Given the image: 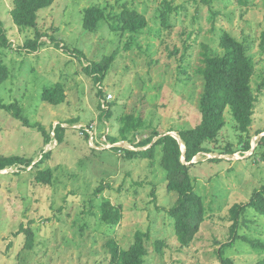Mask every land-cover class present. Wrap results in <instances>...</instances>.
<instances>
[{
    "label": "rangeland",
    "instance_id": "rangeland-1",
    "mask_svg": "<svg viewBox=\"0 0 264 264\" xmlns=\"http://www.w3.org/2000/svg\"><path fill=\"white\" fill-rule=\"evenodd\" d=\"M91 5L102 8L104 18L88 31L83 13ZM166 5L172 9L161 16ZM11 7L12 0H0L9 39V47L0 49V63L9 70L0 102H17L28 125L0 108V156L31 163L0 168V264H114L112 244L127 248L137 231L148 234L144 264L263 260L264 249L242 237L264 244V214L253 208L235 213L264 185V151L257 146L264 135V87L249 132L241 134L226 110L217 142L191 161L205 218L187 246L177 240L165 211L177 195L166 188L160 148L151 158L125 152L149 147L135 145L154 132L179 138L176 130L199 121L197 70L206 47L222 52L224 31L247 45L256 64L251 81L256 90L264 80L259 50L264 0H54L39 11L36 28L23 30L13 23ZM123 9L144 15L146 25L135 33L113 30ZM36 31L41 46L30 52L24 43ZM107 56L112 62L95 83L85 67ZM56 87L62 101H45V89ZM125 114L139 117L142 126L128 140L110 141ZM59 123L64 127L60 141L54 130ZM39 126L50 133L46 144ZM247 140L250 150L243 152ZM40 169H50V183L35 180ZM105 202L118 210L114 225L100 219ZM21 227L33 233L30 249ZM234 231L238 238H232ZM156 240L164 243L161 251Z\"/></svg>",
    "mask_w": 264,
    "mask_h": 264
},
{
    "label": "trees",
    "instance_id": "trees-1",
    "mask_svg": "<svg viewBox=\"0 0 264 264\" xmlns=\"http://www.w3.org/2000/svg\"><path fill=\"white\" fill-rule=\"evenodd\" d=\"M54 0H12L10 15L13 23L20 29L36 28L38 14L41 9L49 7ZM172 9L170 5L162 11ZM104 18L102 8L97 5H91L84 9L83 27L85 30L93 31L100 20ZM117 22L112 25L113 30L135 33L146 25V18L135 9H123L116 14ZM165 23V21H164ZM41 33L36 31L34 38H28L24 47L30 52L37 50L41 46ZM219 46L221 53H212L208 47L203 52V66L197 71L202 78V91L198 99V108L200 113L199 121L193 127H184L176 130L181 142L184 144L182 151L180 141L167 133L160 135L154 132L142 139L135 146L149 147L136 151L126 150L125 156H139L151 158L156 148H160V165L165 171L166 188L174 192L177 198L173 205L166 208L165 211L173 219L174 229L177 240L182 246H187L194 235L198 232L200 224L205 218L204 202L201 195L195 189L194 178L190 173V168L194 164L193 157L198 153L210 152L208 143H216L219 132L225 124V111L228 110L235 121V127L241 134H247L253 123V116L258 102V94L264 87V80L254 91L251 86L252 77L255 73V61L248 54L247 45L236 39L228 32H222L219 37ZM9 47V39L6 35V29L0 20V49ZM259 50L264 52V32L260 35ZM112 62V56L102 58L100 61L91 63L85 67L86 73L93 75L95 83L102 80L105 70ZM9 70L4 63H0V85L8 78ZM42 98L52 104L62 101L63 94L60 89H45ZM0 108L12 114L15 118L21 120L24 125H28L26 117L21 114V108L17 102L5 104L0 102ZM110 116V112L105 113ZM142 126V120L132 114H125L120 117L118 134L110 136L112 142L127 139L130 133L136 132ZM43 134L44 143L51 140L50 133L39 126ZM55 139L61 140L64 127L56 125ZM158 136L154 141L153 138ZM153 141V142H152ZM258 147L264 151V135L261 136ZM250 150L249 140L245 142L243 152ZM230 151L228 150V153ZM233 152V151H231ZM263 156V153H262ZM183 158V159H182ZM29 165L31 159L12 156H0V168L11 164ZM35 180L39 183L48 184L51 181L50 169L38 170L35 174ZM247 208H253L258 213L264 214V185L256 189L247 202L239 204L237 212H244ZM235 209V208H234ZM119 217L118 210L104 203L100 219L110 225L117 223ZM237 220L235 219L234 223ZM25 232V247L30 249L33 244V233L30 228L21 227ZM148 234L137 231L133 242L125 249L112 244V261L114 264H144L147 249L144 240ZM232 238H238L236 231ZM250 242L254 247L264 249V244L242 237ZM162 240L155 241L156 251H161ZM221 264H233L230 258H220ZM255 264H264V259Z\"/></svg>",
    "mask_w": 264,
    "mask_h": 264
},
{
    "label": "water",
    "instance_id": "water-1",
    "mask_svg": "<svg viewBox=\"0 0 264 264\" xmlns=\"http://www.w3.org/2000/svg\"><path fill=\"white\" fill-rule=\"evenodd\" d=\"M169 134H171L172 136H174L175 138H177L179 140V138L177 136H175L173 133L169 132ZM181 144V142H180ZM181 148H182V145H181ZM182 151H183V148H182Z\"/></svg>",
    "mask_w": 264,
    "mask_h": 264
},
{
    "label": "bare ground",
    "instance_id": "bare-ground-1",
    "mask_svg": "<svg viewBox=\"0 0 264 264\" xmlns=\"http://www.w3.org/2000/svg\"><path fill=\"white\" fill-rule=\"evenodd\" d=\"M182 144V143H181ZM49 145V144H48Z\"/></svg>",
    "mask_w": 264,
    "mask_h": 264
}]
</instances>
